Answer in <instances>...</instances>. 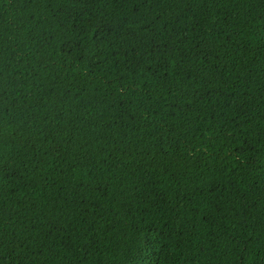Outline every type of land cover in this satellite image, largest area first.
I'll return each instance as SVG.
<instances>
[{
	"label": "trees",
	"instance_id": "trees-1",
	"mask_svg": "<svg viewBox=\"0 0 264 264\" xmlns=\"http://www.w3.org/2000/svg\"><path fill=\"white\" fill-rule=\"evenodd\" d=\"M0 264H264V0H0Z\"/></svg>",
	"mask_w": 264,
	"mask_h": 264
},
{
	"label": "bare ground",
	"instance_id": "bare-ground-1",
	"mask_svg": "<svg viewBox=\"0 0 264 264\" xmlns=\"http://www.w3.org/2000/svg\"><path fill=\"white\" fill-rule=\"evenodd\" d=\"M178 188V187H177ZM180 190V189H179Z\"/></svg>",
	"mask_w": 264,
	"mask_h": 264
}]
</instances>
